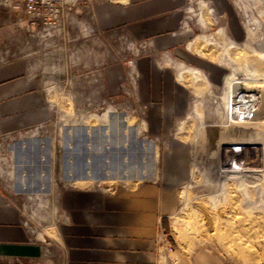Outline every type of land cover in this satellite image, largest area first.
<instances>
[{
    "label": "rangeland",
    "instance_id": "rangeland-1",
    "mask_svg": "<svg viewBox=\"0 0 264 264\" xmlns=\"http://www.w3.org/2000/svg\"><path fill=\"white\" fill-rule=\"evenodd\" d=\"M119 1L130 2L35 0L27 12L0 0V195L27 233L26 253L0 264H63L66 190L145 182L175 196L161 264L197 251L264 264V88L250 83L264 78V0H186L178 27L191 50L175 53L132 34ZM163 56L182 63L185 86L155 68L183 88L185 110L148 78L144 60ZM222 142L263 148L235 171L237 155L219 165Z\"/></svg>",
    "mask_w": 264,
    "mask_h": 264
},
{
    "label": "crops",
    "instance_id": "crops-1",
    "mask_svg": "<svg viewBox=\"0 0 264 264\" xmlns=\"http://www.w3.org/2000/svg\"><path fill=\"white\" fill-rule=\"evenodd\" d=\"M128 1H119L124 8L118 5L115 9L127 13L132 34L139 38L153 37L152 46L157 50L174 47L175 53L176 48L184 44L191 50L192 40H188L191 33L178 27L180 7L186 0ZM144 62L150 63L147 71L151 82L159 83L161 78L168 102L171 103L173 98L177 109L185 110L187 95L183 88L177 84L173 86L170 72L160 75L155 68L156 63L172 68L176 81L185 86L176 71L182 68V63L168 56L148 58ZM174 204L171 189L154 183H140L130 190L111 194L92 189L66 190L62 196L64 219L59 224L64 246L63 264H161L155 236L159 222L166 230L167 219L164 217L172 211ZM25 244L27 233L18 215L4 204L0 195V255L23 256ZM171 264L221 263L212 254L197 251L181 254Z\"/></svg>",
    "mask_w": 264,
    "mask_h": 264
},
{
    "label": "bare ground",
    "instance_id": "bare-ground-1",
    "mask_svg": "<svg viewBox=\"0 0 264 264\" xmlns=\"http://www.w3.org/2000/svg\"><path fill=\"white\" fill-rule=\"evenodd\" d=\"M213 10L211 7H209V9L207 11H211ZM219 35H223V31L219 32ZM241 54H244V52H241ZM195 71V70H194ZM197 72V71H195ZM256 72V71H255ZM257 73V72H256ZM244 76V78L246 79H250L249 77V72L247 73V71L244 72V74L242 75ZM243 79V78H240ZM255 79V78H254ZM242 81V80H241ZM250 83L256 87V88H264V78L262 79H255V80H251ZM247 143V142H246ZM259 144V143H258ZM254 144L251 148L250 154L247 153V148L245 146V144H237V143H229V142H222L219 145V150H218V154H219V158H220V163L219 165L221 167L223 166H231L232 163L234 162V155H237V161L234 164H237L239 166V168H235V171H243L242 169H240V166H250L251 163L256 162V158H254L255 154L257 153V151L263 148V144ZM252 145V144H251ZM249 148V147H248ZM254 155V156H253ZM250 156V157H248ZM253 157V158H252ZM256 157V156H255ZM239 162H242L243 164L239 165ZM252 165V164H251ZM233 166V165H232ZM254 166V165H253ZM242 168V167H241ZM225 169V168H224ZM232 170V169H231ZM234 170V168H233ZM245 171V170H244ZM244 173V172H243ZM164 260V259H163ZM166 261V260H165ZM164 261V263H165Z\"/></svg>",
    "mask_w": 264,
    "mask_h": 264
},
{
    "label": "built area",
    "instance_id": "built-area-1",
    "mask_svg": "<svg viewBox=\"0 0 264 264\" xmlns=\"http://www.w3.org/2000/svg\"><path fill=\"white\" fill-rule=\"evenodd\" d=\"M25 4L27 12H32L34 10L35 0H26ZM155 242L157 245V253L159 256H163L164 260L167 262L170 259L169 254L174 248L167 231L163 228L160 222L157 227Z\"/></svg>",
    "mask_w": 264,
    "mask_h": 264
}]
</instances>
